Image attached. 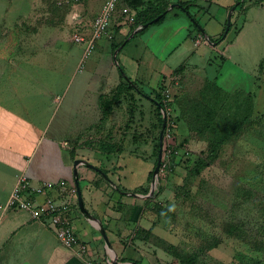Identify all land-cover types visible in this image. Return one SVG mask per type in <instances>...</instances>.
I'll return each instance as SVG.
<instances>
[{"label": "rangeland", "instance_id": "rangeland-1", "mask_svg": "<svg viewBox=\"0 0 264 264\" xmlns=\"http://www.w3.org/2000/svg\"><path fill=\"white\" fill-rule=\"evenodd\" d=\"M70 1L69 5L67 0H0L1 107L9 108L13 100L17 106L10 108L41 126L44 116L38 112L41 99L37 89L43 88L50 100L56 99L53 110L57 112L48 120L52 129L72 123L79 109L72 101L71 86L66 91L63 86L85 84L88 76L94 78L108 43L114 67L121 72L120 84L102 96L93 127L83 136L92 133L86 147L98 150L100 159L105 157L104 166L111 167V173L122 174L123 186L130 190L142 185L124 190L127 195L119 203L113 202L110 210L122 217L118 223L131 258L137 264H182L178 255L195 256V264H264V66L259 68L264 60V0H213L232 4L228 9L216 4L210 8L205 1L194 0L197 9L193 6L191 12L195 18L180 5L185 2L175 0L181 7L174 8L167 0L160 16H166L164 22L130 32L133 26L113 21L88 55L84 45L74 42V36L91 38L94 18L106 0H95L96 4ZM75 14L81 15V23L73 20ZM123 27L129 28V34L118 40ZM201 27L221 35L210 38L205 31L199 32ZM200 34L202 42H198ZM192 44L200 51L185 57ZM210 46L215 49L212 55L207 54ZM189 56L190 64L185 61ZM180 66L183 74L176 75ZM158 69H172L165 77L166 87L171 89L169 105L161 113L153 102V91L165 75L159 79L153 75ZM177 79L179 85L173 86L171 81ZM118 90L123 94L118 95ZM29 93L35 94L28 97ZM194 99L201 104L189 113L187 108ZM249 103L252 115L248 122L223 146L212 166L195 174V164L206 156L210 132L204 129V136H198L189 130V122L194 125L208 119L213 128L224 129L243 117ZM208 108H212L213 118L208 116ZM162 114L166 125L168 120L173 122L169 139L164 132L167 145L156 173ZM169 144L179 147L175 158ZM68 146L71 149L73 142ZM3 167L7 179L15 175L16 171L4 165H0V175ZM168 167H172L170 171ZM9 189V182L0 177L2 198ZM229 227L237 234H228Z\"/></svg>", "mask_w": 264, "mask_h": 264}, {"label": "crops", "instance_id": "crops-1", "mask_svg": "<svg viewBox=\"0 0 264 264\" xmlns=\"http://www.w3.org/2000/svg\"><path fill=\"white\" fill-rule=\"evenodd\" d=\"M90 1H94L90 4H96L97 0ZM168 1L174 8H180V5L183 4L178 5L175 0ZM203 1L210 8L213 4L227 7V9L232 6V4L225 6L223 3L213 0ZM181 2H190V9L188 12L185 10V13L195 17V14L191 12L193 6L194 9H197L195 1L181 0ZM75 15L73 20L81 23L83 20L81 15ZM194 24L197 25L195 21ZM198 30L200 33L205 31L210 38L218 39L221 35L220 31L212 34L210 30L207 31L202 27ZM128 34L129 28L123 27L118 40H122ZM211 46L207 52L209 55H212V51L215 50L211 49ZM110 47L106 43L104 51L107 53L100 56L99 65L97 64L95 69L91 65L95 73L94 78L88 76V81L85 84L63 86L64 91L71 86L74 96L72 101L79 109L76 114L77 119L72 123H65L64 126L52 129V124H49V121L57 112L53 110V101L56 99L50 100L48 91L43 88L37 89V97L41 99V102L38 103L41 105V109L38 112L44 116L41 126L39 122H33L27 118L24 120L25 117L18 114L17 108H10L17 106L13 100L9 102V105L12 104L9 108L3 107L4 112H1L3 108L0 102V165L16 171L14 176H9L7 179L6 170L4 171V167L2 168L4 172L0 177L5 183L9 182L10 189L7 191L6 198H2L0 194V206L8 203L19 179L24 176L29 181L31 190L35 191L34 194L27 195L28 202L31 204H42L46 199L70 204L68 219L79 242L86 247L85 251L80 246L64 247L50 226L48 218L41 221L33 219L25 211L0 210V264H104L108 262L137 264V259L131 258L132 253L123 241V227L118 223L122 217L120 214L111 213L110 210L114 207L113 202L119 203L121 196L127 195L124 190L130 192L142 185H136L134 189L130 190L123 186L122 174L119 175L118 172L116 176L111 173V167L104 166L105 157L100 159L102 154L98 150L86 147L85 143L89 138H92V133L83 136L84 132H88L93 127L94 123L91 122L95 121L96 109L102 103V96L110 93L120 84L121 72L114 67L113 58L109 53ZM198 51L200 49L197 50L192 44L191 47H187L185 57L189 53H191V57L194 54L197 55ZM122 53L123 51L118 54L119 57ZM9 55L11 57L12 54ZM126 59L130 60V58ZM189 59L190 56L185 61L189 63ZM155 71L153 75L158 79L162 73L165 74L161 77L162 80L169 77L166 74L172 72V69ZM160 71L162 72L159 74ZM22 72L26 73L27 71L23 69ZM89 75L92 76V73ZM214 81H217L216 77ZM33 95L29 93L28 97ZM22 106L26 107L23 104ZM45 121L49 125L46 126ZM50 126L51 128H49ZM70 140L74 144L71 149V146H68L72 143ZM152 170L153 168L149 171L148 179ZM130 175L133 176L134 173L131 172ZM114 177H116L115 180ZM124 177L127 182V176ZM40 190L43 192L38 194L36 191Z\"/></svg>", "mask_w": 264, "mask_h": 264}, {"label": "trees", "instance_id": "trees-1", "mask_svg": "<svg viewBox=\"0 0 264 264\" xmlns=\"http://www.w3.org/2000/svg\"><path fill=\"white\" fill-rule=\"evenodd\" d=\"M239 1H241V0H239ZM66 3L70 5V3H73V1L66 2ZM189 3L190 2H185L182 4V7H184L187 12L190 9ZM69 5H66V6H69ZM167 6H168V3L165 0H153L152 2H151V0H119L117 9L119 10V8H129V9L136 11V14H137L136 15V21H135V24L132 25L133 27L130 31V32H133L134 29H136L138 27L150 25V24H152V25L153 24H160L161 22H163L166 19V16H162V18H160L156 23H153V21L155 19L159 18L166 11ZM192 18H195V17L192 16ZM263 66H264V60L260 64L259 68L262 69ZM183 71H184V67L180 66L174 71V73L176 75L177 74L182 75ZM165 81H166L165 78H163V80H161V82H160V86H159L160 89L157 88L156 90L153 91V93H154L153 102L157 106V109H158V111H160V113L162 112V110H166L167 106L169 105V102H167L168 100H167L166 95H164V93H162L163 88H164V90L167 89ZM177 81H178V79L171 81L172 85L175 86ZM177 85H179V84H177ZM216 88L219 89L221 92H224L218 86H216ZM119 89L121 90V88H119ZM128 89L130 91H132L133 87L130 86V87H128ZM207 89H209V87L206 84L205 90H207ZM120 94H123V93L118 90V95H120ZM190 104H191L190 107L188 106V108H187V111H189V113H190V109H198L196 106L200 105L201 101L198 99H194L193 101L192 100L190 101ZM211 110H212V108H208L207 113H208V116L213 118ZM251 115H252V106L249 103V106L246 109H244L243 117L236 122H232L230 125H228L224 129L222 127H221L222 129H219L217 127L213 128L211 126V124L208 122V119H207V121L197 122L196 123L197 125H199V124H203V125L198 126L196 128H194V126H196V124L193 125L191 122H189V126H190L189 130L194 132L198 136H204V129H209V132H210V133H208L209 138H208L207 150L205 152L206 156L199 159L197 161V163L195 164V168H194L195 174H200L201 170H204L205 168L212 166L218 160L223 146H225L228 142H230L233 138H235V136H237V134L242 129V127L248 122V119H249V117H251ZM164 120H165V118H164V115L162 114V118L160 119V125H159L160 131L163 127ZM167 122L168 123H167L165 131H164L165 134L169 130L172 129L170 122H173V120H170V121L168 120ZM204 123L205 124L207 123V124L204 125ZM205 135H206V133H205ZM187 140H189V138H186V141ZM166 142H167L166 139L163 140V147H164V144L167 145ZM172 145H173V147L175 146V144H172ZM179 146L182 147V144H180ZM166 148H167V146L165 147V149ZM178 148L179 147H177V146L174 147V153L172 154L171 157H173V158L176 157L175 151ZM171 168L172 167H168V171H170ZM151 175H152V172L150 173V176ZM234 232H235V229H232L231 227H229L228 234H230V235L231 234L232 235L237 234L236 232L235 233ZM177 258H179L181 260L182 264H195L196 263V257L195 256L186 257V256L178 255Z\"/></svg>", "mask_w": 264, "mask_h": 264}, {"label": "built area", "instance_id": "built-area-1", "mask_svg": "<svg viewBox=\"0 0 264 264\" xmlns=\"http://www.w3.org/2000/svg\"><path fill=\"white\" fill-rule=\"evenodd\" d=\"M70 0H67L69 2ZM119 0H106L102 11L96 16L93 21V34L90 39L82 35H75L74 42L76 44H82L85 47L86 55L91 53L96 46L95 41L100 39L101 35H106L110 30L112 22L115 21L119 26L128 25L132 26L136 21V11L129 8L117 9ZM203 35L200 34L198 42H202L204 39ZM199 45V43H196ZM178 84V82H176ZM170 88H167L164 92L167 100H170ZM171 137L170 130L167 132V138ZM169 146H173L169 144ZM165 168V167H164ZM32 187L29 185V181L22 176L19 179L18 185L13 191L11 198L6 205L0 206V210H20L28 212L31 217L35 220H43L48 218L50 226L55 231L58 240L64 247L73 248L80 246L83 251L86 247L83 246L78 240L74 228L72 227L70 220L68 219V213L70 211V204L68 203H57V200L46 199L42 204L33 205L28 202L27 195L34 194L35 191L31 190ZM49 188V187H48ZM38 194L43 192L36 191ZM104 264H113L111 262Z\"/></svg>", "mask_w": 264, "mask_h": 264}, {"label": "water", "instance_id": "water-1", "mask_svg": "<svg viewBox=\"0 0 264 264\" xmlns=\"http://www.w3.org/2000/svg\"><path fill=\"white\" fill-rule=\"evenodd\" d=\"M161 17L155 19L153 21V23H156ZM145 28H147V26H145ZM208 42L211 44V41L210 39H208ZM165 118V117H164ZM166 128V119L164 120V123H163V127H162V131H161V139H160V151H159V161H158V164H157V167H156V173L158 172L159 170V167L161 165V158H162V151H163V136H164V130Z\"/></svg>", "mask_w": 264, "mask_h": 264}]
</instances>
